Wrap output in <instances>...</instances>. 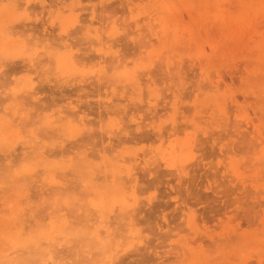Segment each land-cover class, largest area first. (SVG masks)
<instances>
[{
    "label": "rangeland",
    "instance_id": "obj_1",
    "mask_svg": "<svg viewBox=\"0 0 264 264\" xmlns=\"http://www.w3.org/2000/svg\"><path fill=\"white\" fill-rule=\"evenodd\" d=\"M0 264H264V0H0Z\"/></svg>",
    "mask_w": 264,
    "mask_h": 264
}]
</instances>
